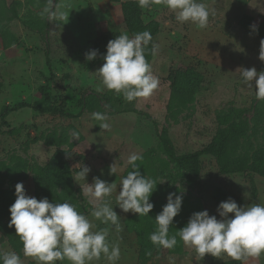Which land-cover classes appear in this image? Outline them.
<instances>
[{
	"label": "rangeland",
	"instance_id": "obj_1",
	"mask_svg": "<svg viewBox=\"0 0 264 264\" xmlns=\"http://www.w3.org/2000/svg\"><path fill=\"white\" fill-rule=\"evenodd\" d=\"M122 1L125 0H46L43 3L0 0V114L4 106L39 100L41 87L46 83L53 89L51 103L67 112L41 113L24 106L8 114V126L0 129V189L15 180L23 182L26 195L35 197L43 185L44 169L60 157L63 168L72 174L83 206L89 201L83 189L87 183H93L94 177L117 183L119 191L130 154L149 152L153 157L166 158L158 148L152 122L142 114L123 111V108H136L149 114L171 138L178 153L198 150L209 144L217 133L233 124L242 126L243 122L248 130L241 137L239 153L264 152V100L257 101L253 90L243 85L239 69L255 67L258 72H264V61L259 59L264 40V0H202L213 13L204 29L191 22H177L175 14L164 5H152L150 9L138 7L145 21L157 18L161 22L160 32L154 39L158 51L150 60L160 85L151 97L132 102L107 89L98 92L97 87H102L98 70L105 61L102 59L94 65L85 59L90 41L99 33L113 31L129 35ZM49 5L54 12L68 13L67 22L43 18L41 11ZM12 8L17 10L16 16ZM244 15L252 16L251 26L255 30L239 25ZM173 63L191 66L202 75L201 90L195 100L175 115L167 110L168 74ZM113 106L118 110L114 111ZM94 112L107 115L108 130L100 129V122L92 118ZM73 131L79 133V140L72 139ZM61 150H67L66 154L59 153ZM114 163L117 174L110 175L109 167ZM80 165L90 168L85 181L74 179ZM189 172L185 165L177 166L174 162L158 171L157 180L163 179L159 183L165 201L169 192L198 198L204 210L217 219H221L218 204L228 198L238 206L264 205V177L257 173L223 174L212 156L201 159L198 176L189 177ZM117 195L114 192L109 203L119 215L114 207ZM90 219L94 230L108 228L110 243L119 245L123 257L117 264H138L139 251L130 237L125 242L128 235L123 223L120 222L123 230L117 232L114 226L109 227L92 216ZM9 220V208L4 209L0 199V251L20 252L22 264H37L33 258L23 256L22 241L14 226L9 227ZM195 258L198 259L194 250L184 245L182 253L167 254L152 264L233 261L242 264L227 255L217 258L205 254L200 261ZM94 264H107V261L101 258ZM243 264H264V255L249 257Z\"/></svg>",
	"mask_w": 264,
	"mask_h": 264
},
{
	"label": "clouds",
	"instance_id": "obj_2",
	"mask_svg": "<svg viewBox=\"0 0 264 264\" xmlns=\"http://www.w3.org/2000/svg\"><path fill=\"white\" fill-rule=\"evenodd\" d=\"M141 9H150L152 5H164L175 14L179 23L191 22L200 29L207 27L209 17L213 13L202 0H137ZM41 16L50 22H67L68 13L54 12L52 7L45 6ZM255 30V26H252ZM259 59L264 61V48ZM152 43L148 30L136 33L130 37L126 33L109 40L104 63L98 74L102 87L97 91L107 89L122 95L127 102L137 98H149L159 89V77L154 75L146 51ZM158 45L152 43L151 54L155 55ZM96 49L85 53V59L92 61L97 57ZM242 83L252 89L257 101L264 100V72H258L255 67L239 68ZM92 118L100 129L108 130V117L101 112H94ZM72 139L79 140V133L73 131ZM143 160V155L133 152L127 158L131 171L121 178L119 191L117 183H109L99 178L93 183H87L83 189L84 195L90 197L93 205L91 216L105 225L114 226L117 232L122 231L120 216L109 203L114 192L116 205L124 212L138 214L139 217L149 216L154 205L150 196L156 190L157 180L146 177L139 170L137 162ZM90 168L80 165L74 179L84 180ZM109 174H117L115 163L110 165ZM15 200L9 206V227L15 228L23 244V256L33 258L37 264H57L58 261H68L69 264H94L104 258L107 264H117L120 259V247L110 243L109 229L94 230L95 225L88 216L80 212L77 205L64 201L49 202L47 197L37 199L26 195L23 182L15 184ZM182 195L169 192L166 204L155 216L156 229L149 235L153 245L164 249H174L180 241L194 250L197 261L205 254L221 258L227 255L242 264L249 257L259 258L264 255V205L253 204L250 207L238 206L235 200L228 198L217 206L216 215H210L205 210L191 214L184 227L174 235H169L173 218L177 216L182 206ZM233 214L229 217V214ZM0 264H22L19 254L14 251H0Z\"/></svg>",
	"mask_w": 264,
	"mask_h": 264
},
{
	"label": "trees",
	"instance_id": "obj_3",
	"mask_svg": "<svg viewBox=\"0 0 264 264\" xmlns=\"http://www.w3.org/2000/svg\"><path fill=\"white\" fill-rule=\"evenodd\" d=\"M29 3L37 2L43 3L46 0H26ZM136 1L125 0L121 2V9L127 21V31L129 36L132 37L136 33L148 30L152 36V43H154L155 37L160 32L161 22L157 18H152L148 21L142 19L141 11L138 8ZM13 15H17V10L12 8ZM3 13V12H1ZM252 16L244 15L239 21V25L244 29L252 28ZM120 35L113 31L107 33H99L91 41V47L86 51L96 49L98 51L97 57L93 59L92 63L94 65L103 59V55L106 53V45L109 40L114 39L116 36ZM152 43L149 44L148 50L146 51V59L150 63L153 55L151 54ZM47 65L50 66V61L47 59ZM201 74L193 69L191 66H184L180 63H173L170 67L168 79L170 85L169 94V105L167 110L172 111L173 115L177 114L182 109L186 108L188 104L195 100L196 95L200 92L202 86ZM53 89L46 83L41 87V95L39 100L33 102L32 104H27L25 102L18 103L12 107L4 106L1 111V121L0 129L4 126H8L7 116L9 113L22 108L24 106H29L36 112L41 113H63L67 112L59 108L58 106L51 103L53 96ZM114 111L118 108L113 106ZM123 111H132L137 114H142L146 116L154 125L157 132L158 138V148L166 156V158L153 157L149 152H144L143 160L138 161L140 165L139 170L146 177L157 179V173L160 169H167L170 162H174L177 166L185 165L189 172V177H196L200 170V161L204 156H212L215 159L219 171L223 174H234V173H245L246 171H252L264 177V152L258 154H250L246 151L242 154L239 153L241 149V137L246 134L248 130L247 124L243 122L241 125L233 124L228 127L227 130L217 133L213 140L203 146L202 148L186 153H178L176 147L174 146L171 138L165 134V131L159 128L158 122L155 121L149 114L142 113L136 108L130 109L123 108ZM262 112H259V115ZM250 151V150H249ZM67 150H61L59 153L66 154ZM60 158V157H58ZM55 159L51 164L44 169L42 173L43 185L40 191L35 192V197L37 199L47 197L49 202L62 203L68 201L77 205V208L83 214L92 209V203L90 199L88 206H85L79 201L76 194V187L73 182L72 174L68 169H64L61 159ZM131 167L128 165L122 172V177L126 176ZM191 179V178H190ZM18 181H13L8 184L7 187L0 189L3 193L0 196L3 202V207L5 209L15 200V184ZM163 192L162 185L158 182L156 190L150 196V201L153 203L154 207L149 212L147 217H139L138 214L128 213L124 219V226L127 232V240L125 242L134 241L139 251V262L138 264H152L154 260L159 258H164L167 254L182 253L184 249V244L180 241L177 236L178 243L174 249H164L157 245H153L149 239V235L156 229L155 216L162 210V207L166 204L161 194ZM183 197L182 206L179 214L173 218L172 225L169 228V235H174L179 232V229L185 226L189 217L192 213L204 210L201 201L198 198H191L189 195L181 194ZM114 203H116L114 201ZM115 206V204H114ZM88 207V209H87ZM85 209V210H84ZM122 211V210H121ZM123 212V211H122ZM134 236V238L131 237ZM16 242V240H15ZM22 257V254L18 252ZM224 264H239L238 262H228Z\"/></svg>",
	"mask_w": 264,
	"mask_h": 264
},
{
	"label": "crops",
	"instance_id": "obj_4",
	"mask_svg": "<svg viewBox=\"0 0 264 264\" xmlns=\"http://www.w3.org/2000/svg\"><path fill=\"white\" fill-rule=\"evenodd\" d=\"M87 197H88V196H87ZM88 198L91 199L90 197H88ZM114 204H115V203H114ZM114 207H116V209H118L119 216H120V222L124 224V219H125V217H126L128 214L122 212L121 209L118 207V205L115 204ZM92 211H93V205H92V209L90 210V212H89V214H88L89 219H90V217H91V212H92ZM109 227H111V225H110ZM111 229H112V228H111ZM121 257H123V256L120 255V258H121Z\"/></svg>",
	"mask_w": 264,
	"mask_h": 264
}]
</instances>
